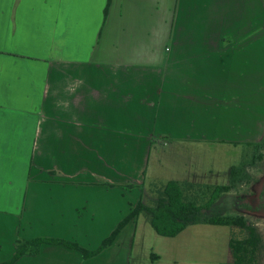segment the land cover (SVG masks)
Returning <instances> with one entry per match:
<instances>
[{
	"label": "crops",
	"instance_id": "0c3cea01",
	"mask_svg": "<svg viewBox=\"0 0 264 264\" xmlns=\"http://www.w3.org/2000/svg\"><path fill=\"white\" fill-rule=\"evenodd\" d=\"M262 69L263 0H0V264L18 239L96 251L140 200L155 205L145 202L148 162L131 178H86L97 138L118 147L103 123L126 127L132 145L139 124L153 121L179 139L262 138L264 115L250 125L247 109ZM138 143L145 154L147 141ZM143 215L92 257L43 244L15 264L230 262V239L196 242V226L208 224L159 243ZM205 247L216 253L200 256Z\"/></svg>",
	"mask_w": 264,
	"mask_h": 264
},
{
	"label": "rangeland",
	"instance_id": "374dc122",
	"mask_svg": "<svg viewBox=\"0 0 264 264\" xmlns=\"http://www.w3.org/2000/svg\"><path fill=\"white\" fill-rule=\"evenodd\" d=\"M244 26L245 24L242 23L241 29H248V27ZM239 29L240 25L234 28L228 26L223 27V30H229L233 34L237 33ZM241 32L242 30H240V33ZM247 33L253 38L251 32L245 31V34ZM259 83L258 90H250V100L247 107L250 125L253 124L251 122L253 118H260L264 115V69H262L259 74ZM252 113H254V115ZM139 125V130L135 132L134 145H132L130 143V141L133 140L131 137L126 138V141L125 136L121 137L122 130V132L125 133L129 132L126 127L118 123H103L104 130L108 129L107 134H110L112 131L117 133L112 139L114 140L117 139L116 136L118 137V147L116 151H114V149H106L104 145H99L100 142L97 138V147L95 150H87L86 178H103L105 180V176L111 173H118V178L120 179L126 177V174L131 178L132 172H136L140 163L148 162V168H145L147 172L144 174V179H146L144 180V182H146L144 186L145 202L149 205H154L155 200L160 196V190H162L168 180L171 179L187 180L188 182L186 183L193 182L192 185L195 188H192L191 192H188L187 198L189 197L190 200L196 201V184L202 183L203 185L207 183L208 185L211 184V186L227 185L230 182L231 167L240 165L244 160H252L253 156L256 154V156L261 155L262 158L257 159L255 164L249 167L251 178L244 181L232 191V193L229 194L230 196L227 195L223 198L222 204H216L215 209L210 213L238 214V210L234 208L231 199L228 197H247L261 193V185L264 183V146L259 152H255V147L248 146L247 143L261 142L264 140V136L251 140L253 137L249 135L250 137L248 139H240L243 141L236 145L208 138H196V140L179 139L172 136L171 133L161 132V127H157L155 121H153V123H141ZM255 134L256 132L253 133V135ZM101 136L104 137L105 133H101ZM143 136H148V138L145 139ZM144 140L147 141L148 146L145 154L141 151L142 143H138V141L143 142ZM230 140H235V138ZM127 141H129V143H127ZM105 173L107 175H104ZM39 176L45 177L46 175ZM155 177H159V180L154 181ZM109 184L111 183H105L106 186H109ZM126 189L131 188L126 187ZM200 194L199 192V195ZM149 196H153L154 201H149ZM202 201L203 199L199 198V203ZM246 217L251 222L258 225L264 235V214H247ZM149 219L150 215L144 213L141 221L148 225L147 222H149ZM230 233L231 229L226 226L199 225L196 226V242H218L220 247H222L221 245H226V240L230 239ZM155 235L159 243L166 242L169 239L157 233ZM191 237L192 233L189 232L183 234L178 241H190ZM154 246L155 248H159L157 245ZM205 249H207V252L205 250L201 251L200 256L207 255L211 257L216 253V250H213L212 247H205ZM196 264H201V261H197Z\"/></svg>",
	"mask_w": 264,
	"mask_h": 264
},
{
	"label": "trees",
	"instance_id": "16d2710c",
	"mask_svg": "<svg viewBox=\"0 0 264 264\" xmlns=\"http://www.w3.org/2000/svg\"><path fill=\"white\" fill-rule=\"evenodd\" d=\"M247 145L254 146L255 152H259L264 146V140L256 143L248 142ZM261 158V155L256 156L255 154L252 160H244L240 165L232 166L230 169V182L227 185L196 184V201L187 198L188 192L195 188L192 184L175 180L169 181L159 192L160 196L154 206H148L140 200L96 251H88L76 243L63 239H18L15 256L4 264H15L24 255L38 254L43 244L65 245L79 250L85 258L92 257L111 245L124 226L137 219L141 213L149 214L152 226L159 235L165 237H176L188 226L197 224L229 227L231 229L229 240L231 260L227 264H263L264 235L259 226L251 222L246 215L264 214V183L261 185V193L257 195L228 197L231 199L234 208L238 210V214L210 213L215 209L216 204H222L223 198L227 195L230 196L229 194L232 191L251 178L249 167ZM109 186L113 185L109 184ZM199 198L203 199L200 203Z\"/></svg>",
	"mask_w": 264,
	"mask_h": 264
}]
</instances>
